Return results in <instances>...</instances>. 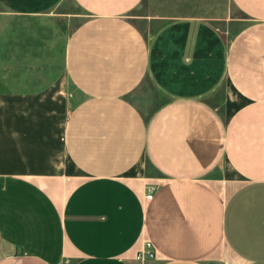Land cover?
<instances>
[{
	"label": "crops",
	"instance_id": "1",
	"mask_svg": "<svg viewBox=\"0 0 264 264\" xmlns=\"http://www.w3.org/2000/svg\"><path fill=\"white\" fill-rule=\"evenodd\" d=\"M74 1L70 29L64 0H0L31 23L0 41V264H264V0L149 34L142 0Z\"/></svg>",
	"mask_w": 264,
	"mask_h": 264
},
{
	"label": "rangeland",
	"instance_id": "2",
	"mask_svg": "<svg viewBox=\"0 0 264 264\" xmlns=\"http://www.w3.org/2000/svg\"><path fill=\"white\" fill-rule=\"evenodd\" d=\"M57 12L66 13L73 19H67L70 29L80 23L84 18L82 9L74 0H64L57 8ZM133 22L146 34L152 33L165 20L166 17L193 15L212 18L224 31L229 32L237 28L238 21L232 18L241 17V12L232 0H142L130 13ZM25 20L18 16L9 14L0 4V41L7 40L10 29H18L20 26L28 25ZM1 86V85H0ZM0 89H2L0 87ZM82 98L80 92L71 84L68 85V105L77 103ZM134 101L142 110L148 112L152 106L164 98L146 79L140 87L132 94Z\"/></svg>",
	"mask_w": 264,
	"mask_h": 264
},
{
	"label": "built area",
	"instance_id": "3",
	"mask_svg": "<svg viewBox=\"0 0 264 264\" xmlns=\"http://www.w3.org/2000/svg\"><path fill=\"white\" fill-rule=\"evenodd\" d=\"M154 186L149 189L147 198H151L154 191ZM157 257V249L150 240H145L142 248L137 252L136 258L139 260L153 259Z\"/></svg>",
	"mask_w": 264,
	"mask_h": 264
}]
</instances>
